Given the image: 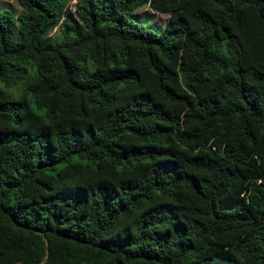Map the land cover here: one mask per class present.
Masks as SVG:
<instances>
[{"label":"trees","instance_id":"trees-1","mask_svg":"<svg viewBox=\"0 0 264 264\" xmlns=\"http://www.w3.org/2000/svg\"><path fill=\"white\" fill-rule=\"evenodd\" d=\"M16 2L0 264H264V0Z\"/></svg>","mask_w":264,"mask_h":264},{"label":"rangeland","instance_id":"rangeland-1","mask_svg":"<svg viewBox=\"0 0 264 264\" xmlns=\"http://www.w3.org/2000/svg\"><path fill=\"white\" fill-rule=\"evenodd\" d=\"M75 1L71 2V5L69 6L70 10H74V6H75ZM6 7H10L12 8L16 13H19L20 12V7L19 5L17 4L16 0H0V9L2 8H6ZM11 10V9H10ZM147 10H142L138 13V17L137 18L140 22H142L143 24L145 25H149L153 28H163L168 19H169V16L168 15H161L159 13L155 14L154 17H151V16H148L147 15ZM70 18V16L68 14H66L65 18ZM61 31L62 29H58V28H55L51 34H50V37L52 38H55V37H58L61 35Z\"/></svg>","mask_w":264,"mask_h":264},{"label":"built area","instance_id":"built-area-1","mask_svg":"<svg viewBox=\"0 0 264 264\" xmlns=\"http://www.w3.org/2000/svg\"><path fill=\"white\" fill-rule=\"evenodd\" d=\"M76 2V1H75ZM71 5V3L69 4V6Z\"/></svg>","mask_w":264,"mask_h":264}]
</instances>
